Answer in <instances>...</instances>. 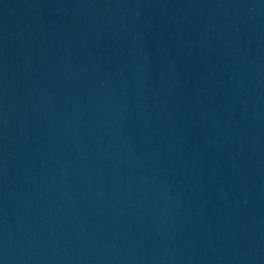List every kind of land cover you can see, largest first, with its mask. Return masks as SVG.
<instances>
[{"label": "water", "instance_id": "obj_1", "mask_svg": "<svg viewBox=\"0 0 264 264\" xmlns=\"http://www.w3.org/2000/svg\"><path fill=\"white\" fill-rule=\"evenodd\" d=\"M0 264H264V0H0Z\"/></svg>", "mask_w": 264, "mask_h": 264}]
</instances>
